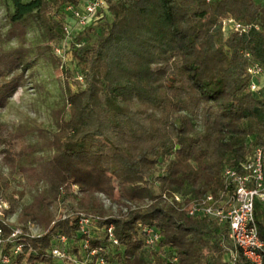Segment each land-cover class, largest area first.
<instances>
[{
  "label": "trees",
  "instance_id": "obj_1",
  "mask_svg": "<svg viewBox=\"0 0 264 264\" xmlns=\"http://www.w3.org/2000/svg\"><path fill=\"white\" fill-rule=\"evenodd\" d=\"M1 2L0 110L40 58L64 68L77 86L66 87L68 107L54 110L55 130L0 122V162L22 175L31 201L23 204L25 189H12L1 172L0 194L26 231L30 222L44 231L27 237L13 264H73L53 254L62 236L88 242V255L99 251L84 264L99 257L109 264H225L234 250L228 226L190 217L169 198L217 193L226 167L264 147V83L253 91L248 73L256 63L264 68V0H107L66 49L76 77L55 48L72 22L66 6L80 0ZM229 18L251 28L224 29ZM33 27L36 44L28 39ZM61 199L71 202L72 215L58 216ZM107 201L118 209L108 214ZM81 216L91 219L87 233ZM257 218L264 237L260 205ZM94 223L103 236L91 235ZM110 225L119 244L108 236ZM146 226L161 234L154 248Z\"/></svg>",
  "mask_w": 264,
  "mask_h": 264
},
{
  "label": "built area",
  "instance_id": "obj_2",
  "mask_svg": "<svg viewBox=\"0 0 264 264\" xmlns=\"http://www.w3.org/2000/svg\"><path fill=\"white\" fill-rule=\"evenodd\" d=\"M107 0H87L80 6L69 3L67 12L72 15V22L65 27V41L56 47L58 55L63 56L73 35L84 30L88 25L99 19L101 10L107 7ZM244 32L251 25L244 24L232 18L224 21V29ZM247 55H249L247 53ZM248 73L253 77L251 89L258 91V80L264 77V68L259 64L250 65ZM223 187L217 193H207L193 200L186 201L176 194L169 198L181 210L193 218H207L220 226H228L229 238L234 250L225 264H238L239 258H244L251 264H264V237L260 231L257 218V207L264 211V147H255L251 154L238 167H226L223 172ZM80 230L87 233L91 219L81 216ZM37 227L28 224V231L18 222L16 213H11V203L0 194V264H13L14 258L23 252L27 237H36ZM114 226L107 228V233L113 244H119L114 236ZM148 247H156L161 234L155 227L146 226L143 229ZM40 236V235H39ZM63 248L53 250V254L62 260L68 258L66 236L60 238ZM88 247V242L85 244ZM99 252L93 250L92 255ZM177 262V256L172 257ZM92 264H109L106 258L99 257Z\"/></svg>",
  "mask_w": 264,
  "mask_h": 264
},
{
  "label": "rangeland",
  "instance_id": "obj_3",
  "mask_svg": "<svg viewBox=\"0 0 264 264\" xmlns=\"http://www.w3.org/2000/svg\"><path fill=\"white\" fill-rule=\"evenodd\" d=\"M84 2V0H80L78 6ZM6 13L7 9L0 0V20L3 24H6ZM28 39L33 44H36V42L41 39L37 28L33 27L29 29ZM15 42V40H12L10 45H14ZM61 58V63L73 68V77L80 75L75 62H72L71 50H66ZM28 76L29 79L26 85L17 90L5 109L0 110V122L6 123L11 127L25 124H37L44 128L55 130L56 126L54 124L53 112L67 105L66 87L72 85L75 90L77 86L72 84L73 79L67 78L64 68L61 66L59 68L55 67L54 63L47 59L40 58L35 67L28 72ZM260 82L263 84L264 78H262ZM0 172L4 179L10 183L12 189L17 191H24L25 189L26 193L22 197L21 202L23 204L29 203L31 201V196L24 185L22 175L17 170H12L4 166L2 162H0ZM105 207V209L108 210V214H111L118 209L119 204L116 202L108 203L107 201ZM70 208L71 202L68 199H61L57 205L58 216L70 215ZM73 217L75 216L73 215ZM35 230L37 236H41L44 233L39 227ZM89 230L91 235H104L103 230L97 223H94ZM65 248L70 263L84 264L92 261V254L88 255V251L85 250V247L81 246L80 241L67 242Z\"/></svg>",
  "mask_w": 264,
  "mask_h": 264
},
{
  "label": "crops",
  "instance_id": "obj_4",
  "mask_svg": "<svg viewBox=\"0 0 264 264\" xmlns=\"http://www.w3.org/2000/svg\"><path fill=\"white\" fill-rule=\"evenodd\" d=\"M264 78V77H263ZM262 79V78H261Z\"/></svg>",
  "mask_w": 264,
  "mask_h": 264
}]
</instances>
